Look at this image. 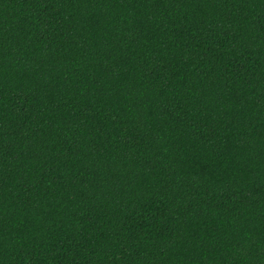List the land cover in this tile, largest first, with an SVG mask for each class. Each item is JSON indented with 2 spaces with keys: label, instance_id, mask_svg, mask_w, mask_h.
<instances>
[{
  "label": "trees",
  "instance_id": "obj_1",
  "mask_svg": "<svg viewBox=\"0 0 264 264\" xmlns=\"http://www.w3.org/2000/svg\"><path fill=\"white\" fill-rule=\"evenodd\" d=\"M0 264H264V0H0Z\"/></svg>",
  "mask_w": 264,
  "mask_h": 264
}]
</instances>
